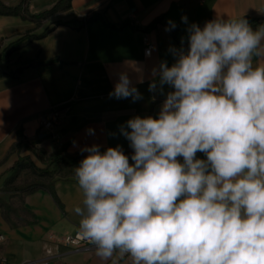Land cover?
Returning a JSON list of instances; mask_svg holds the SVG:
<instances>
[{
    "label": "clouds",
    "instance_id": "clouds-1",
    "mask_svg": "<svg viewBox=\"0 0 264 264\" xmlns=\"http://www.w3.org/2000/svg\"><path fill=\"white\" fill-rule=\"evenodd\" d=\"M187 31L153 70L173 89L158 118L121 128L134 163L81 149L74 212L101 264H264V25L217 14ZM109 95L140 98L126 73Z\"/></svg>",
    "mask_w": 264,
    "mask_h": 264
},
{
    "label": "crops",
    "instance_id": "crops-1",
    "mask_svg": "<svg viewBox=\"0 0 264 264\" xmlns=\"http://www.w3.org/2000/svg\"><path fill=\"white\" fill-rule=\"evenodd\" d=\"M19 1L0 0L9 7ZM57 1L30 0L28 10L32 2L44 11ZM217 14L244 16L255 29L264 25V0H71L69 11L39 25L0 14V188L22 157L45 168L49 158L86 156L81 149L94 144L101 151L119 145L133 150L132 156L134 149L121 128L136 116L158 118L173 90L159 85L153 70L161 62L169 67L175 63L172 49L187 50L191 24L203 27ZM170 21L175 23L174 37ZM144 35L152 46L149 57L143 51ZM31 36L35 38L29 41ZM121 73L127 74L139 99L109 95ZM154 80L156 87L150 90ZM52 111L59 118L47 133L40 123ZM197 158L206 156L197 153ZM129 163H134L131 158ZM82 200L74 176L57 180L53 195L37 191L24 199L33 225L12 227L0 211V264H101L95 250L77 253L59 244L63 236L78 233L81 217L74 208Z\"/></svg>",
    "mask_w": 264,
    "mask_h": 264
},
{
    "label": "trees",
    "instance_id": "trees-1",
    "mask_svg": "<svg viewBox=\"0 0 264 264\" xmlns=\"http://www.w3.org/2000/svg\"><path fill=\"white\" fill-rule=\"evenodd\" d=\"M30 0H20L17 5L9 7L0 2V14L7 16H20L24 20H30L36 25L41 21L54 17L56 14L69 11L71 0H58L55 5L38 14H32L28 10ZM258 23V21H254ZM253 22V23H254ZM157 22L152 23L148 28L155 27ZM46 33H42L45 35ZM174 37V28L171 30ZM42 37V36H41ZM29 37V41L34 39ZM14 147L12 149L15 150ZM132 151H123L131 158ZM83 155L64 156L60 158H49L46 161L45 168H39L34 165L27 157L19 158L13 165L12 174L4 181V186L0 188V195L9 197L4 200L0 197V211L5 223L12 227L21 225H33L35 220L31 213L23 207L24 199L37 191L49 192L53 195V186L57 180L74 177V168L77 167L83 159Z\"/></svg>",
    "mask_w": 264,
    "mask_h": 264
},
{
    "label": "built area",
    "instance_id": "built-area-1",
    "mask_svg": "<svg viewBox=\"0 0 264 264\" xmlns=\"http://www.w3.org/2000/svg\"><path fill=\"white\" fill-rule=\"evenodd\" d=\"M143 51L146 57H149L152 52V46L147 36L144 35L142 38ZM58 113L56 111L49 112L41 121L40 125L44 132L51 133L54 127L58 122ZM52 240V236L48 237ZM1 241V237H0ZM60 245H65L71 248L75 252H92L94 247L87 241L80 239L78 233L74 236H63L62 239L59 240ZM35 264V263H30ZM37 264V263H36Z\"/></svg>",
    "mask_w": 264,
    "mask_h": 264
},
{
    "label": "rangeland",
    "instance_id": "rangeland-1",
    "mask_svg": "<svg viewBox=\"0 0 264 264\" xmlns=\"http://www.w3.org/2000/svg\"><path fill=\"white\" fill-rule=\"evenodd\" d=\"M32 6H31V10L29 12H31L32 14H36V13H40V7L38 4H34V2H32Z\"/></svg>",
    "mask_w": 264,
    "mask_h": 264
},
{
    "label": "water",
    "instance_id": "water-1",
    "mask_svg": "<svg viewBox=\"0 0 264 264\" xmlns=\"http://www.w3.org/2000/svg\"><path fill=\"white\" fill-rule=\"evenodd\" d=\"M246 19V18H245Z\"/></svg>",
    "mask_w": 264,
    "mask_h": 264
}]
</instances>
